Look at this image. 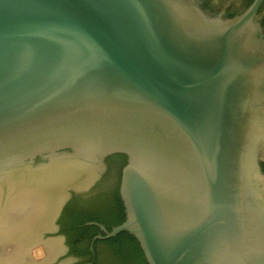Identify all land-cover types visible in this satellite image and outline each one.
Instances as JSON below:
<instances>
[{"label": "water", "instance_id": "1", "mask_svg": "<svg viewBox=\"0 0 264 264\" xmlns=\"http://www.w3.org/2000/svg\"><path fill=\"white\" fill-rule=\"evenodd\" d=\"M244 2L0 0V264H52L42 235L114 154L125 220L91 251L264 264V0L220 12Z\"/></svg>", "mask_w": 264, "mask_h": 264}, {"label": "trees", "instance_id": "2", "mask_svg": "<svg viewBox=\"0 0 264 264\" xmlns=\"http://www.w3.org/2000/svg\"><path fill=\"white\" fill-rule=\"evenodd\" d=\"M253 0H247L246 6H249ZM120 166L118 180L115 188L112 190V198L108 205H103L101 209L82 210L81 207L70 202L65 208L59 220L62 227V233L68 239L70 255L75 257L92 256L89 251L91 239L96 236L97 228L86 225L89 222H100L105 225L106 230L121 225L125 220L123 203L119 195V186L122 169L128 164V157L124 154H116ZM87 239V248L78 250L75 244L78 241ZM102 246L104 264H147L144 255L136 239L126 232L118 234L116 237L100 241L96 240L94 248Z\"/></svg>", "mask_w": 264, "mask_h": 264}, {"label": "flooded vegetation", "instance_id": "3", "mask_svg": "<svg viewBox=\"0 0 264 264\" xmlns=\"http://www.w3.org/2000/svg\"><path fill=\"white\" fill-rule=\"evenodd\" d=\"M203 5L207 7L210 10H214L217 8L218 0H202ZM247 0H245L243 6L236 7L234 4L225 5L222 7L221 11L222 13H225L228 17H232L235 15H240L243 13L248 6H246ZM257 18L264 26V2L260 6L258 12H257ZM103 165L99 168H97L96 173L98 174V178L94 181V183L91 185L90 188H88L84 193L79 195H72L71 198L68 200V202L65 204L64 208L70 203H74L75 205L82 208V210H93V209H101L103 205H108L112 198V190L115 188V185L118 180V174L119 170L121 169L118 163V159L116 154L107 156L103 159ZM261 168L264 172V163L261 164ZM121 171V170H120ZM122 173V172H121ZM64 208L59 215L56 226H57V233L55 235H52L50 233H47L48 231L44 232L45 234L42 235L43 240H47L48 237L55 236V237H62L63 241H61L62 244V252L56 256V258L53 260L52 264H68V259L71 257L73 259V264H104V253H102V246L95 247L93 245V251L90 250V245L92 240L98 236L102 235L100 228L94 225H88L91 223H96L98 225H101L105 228V225L100 222H89L86 225L88 226H94L97 228V234L94 236L89 245V251L92 256H85V257H75L70 255V247L68 245V239L62 233V227L60 226L59 220L64 212ZM106 229V228H105ZM50 231V230H49ZM105 241V240H103ZM87 239H84L83 241H78L75 246L77 249L83 250L87 248ZM95 243V242H94ZM121 264V263H118ZM124 264V263H122Z\"/></svg>", "mask_w": 264, "mask_h": 264}]
</instances>
